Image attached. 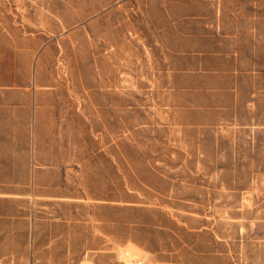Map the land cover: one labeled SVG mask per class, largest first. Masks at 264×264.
<instances>
[{
	"label": "rangeland",
	"instance_id": "obj_1",
	"mask_svg": "<svg viewBox=\"0 0 264 264\" xmlns=\"http://www.w3.org/2000/svg\"><path fill=\"white\" fill-rule=\"evenodd\" d=\"M222 32L239 94L151 87L168 45ZM0 171L41 242L104 237L89 264H264V0H0Z\"/></svg>",
	"mask_w": 264,
	"mask_h": 264
},
{
	"label": "crops",
	"instance_id": "obj_2",
	"mask_svg": "<svg viewBox=\"0 0 264 264\" xmlns=\"http://www.w3.org/2000/svg\"><path fill=\"white\" fill-rule=\"evenodd\" d=\"M230 39L236 41L235 36L222 32L210 37L202 36L198 39L200 45L196 48L184 49L183 46H177L179 48L177 49L168 45L162 57L149 61L151 87L156 88V92L162 94H239L241 92L239 87L242 85L239 79L243 78L244 73L243 52L238 46H230L228 44ZM153 69L156 72L154 82L151 72ZM221 102L220 105L223 106ZM12 170L20 169L13 168ZM5 171L6 173L14 172L7 169ZM28 197V193H8L0 189L1 201L11 198L22 200ZM35 198L39 199L37 195ZM51 199L83 200L71 196L51 197ZM129 205L142 204L134 201ZM35 227L34 220L23 212V208L0 210V264H89L92 263L94 253V238L99 243L96 251H104V237L101 235L94 237L91 230L77 232L69 229L61 233L54 231L55 233H50L46 242H41L40 237L35 233ZM198 230L200 229H188L187 231ZM137 247L146 252L142 246ZM42 254L47 257H41ZM149 254L150 260L155 264H169L172 260L170 258L172 254L166 257L158 251Z\"/></svg>",
	"mask_w": 264,
	"mask_h": 264
},
{
	"label": "bare ground",
	"instance_id": "obj_3",
	"mask_svg": "<svg viewBox=\"0 0 264 264\" xmlns=\"http://www.w3.org/2000/svg\"><path fill=\"white\" fill-rule=\"evenodd\" d=\"M135 264H145V262L142 259H139V260L136 261Z\"/></svg>",
	"mask_w": 264,
	"mask_h": 264
}]
</instances>
